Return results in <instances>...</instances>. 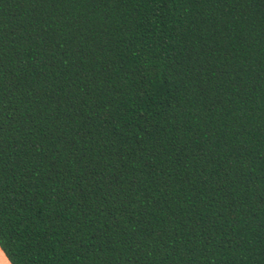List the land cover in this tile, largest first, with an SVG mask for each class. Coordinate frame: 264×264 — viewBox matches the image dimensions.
<instances>
[{"label":"trees","instance_id":"obj_1","mask_svg":"<svg viewBox=\"0 0 264 264\" xmlns=\"http://www.w3.org/2000/svg\"><path fill=\"white\" fill-rule=\"evenodd\" d=\"M11 264H264V0H0Z\"/></svg>","mask_w":264,"mask_h":264},{"label":"crops","instance_id":"obj_2","mask_svg":"<svg viewBox=\"0 0 264 264\" xmlns=\"http://www.w3.org/2000/svg\"><path fill=\"white\" fill-rule=\"evenodd\" d=\"M0 264H11L6 255L3 253V251L0 248Z\"/></svg>","mask_w":264,"mask_h":264}]
</instances>
